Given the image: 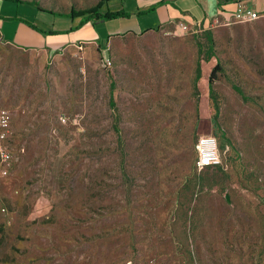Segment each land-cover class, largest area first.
<instances>
[{"label":"rangeland","instance_id":"1","mask_svg":"<svg viewBox=\"0 0 264 264\" xmlns=\"http://www.w3.org/2000/svg\"><path fill=\"white\" fill-rule=\"evenodd\" d=\"M20 1L0 0L1 16L42 30L76 26L71 9L125 3ZM219 16L106 45L0 36V150L10 155L0 156V264H264V13ZM201 134L216 137L222 162L198 172Z\"/></svg>","mask_w":264,"mask_h":264},{"label":"crops","instance_id":"2","mask_svg":"<svg viewBox=\"0 0 264 264\" xmlns=\"http://www.w3.org/2000/svg\"><path fill=\"white\" fill-rule=\"evenodd\" d=\"M123 1L125 2L124 7L112 10L123 9L124 11L129 12L130 15L126 17H118L112 20L98 21L94 26L87 24L73 32L64 33L63 31H66L67 29L57 30L61 31L59 34L48 33L49 30H55L54 28L48 30L41 29V31L44 32L34 29L31 26V24H34L27 20L24 16L5 17L6 19H4L0 14V36L6 42L19 45L21 47H45L47 49H56L67 46L76 41L93 42L95 40L102 43L104 42L103 44L106 45L109 39L121 35L124 32H136L152 29L159 25H166L177 17H180V20H183L181 17H184L186 20L187 18H190L197 24L203 20L205 14L209 13L212 15L219 14V17L227 19L232 16V13L237 8L238 3H223L219 6L218 0H175L174 2L161 4L158 3V0ZM240 2L246 7L259 12V14L264 13V0H241ZM133 6L134 8H132ZM142 6L145 7L143 8ZM149 9L152 10L148 12ZM141 11L146 12L144 14H137V12ZM144 15L149 17L141 23L140 17ZM108 24H111L110 29H108ZM189 25L186 26L188 27ZM96 26H106L107 29H104L107 32H105V34L96 33L93 29ZM3 27L8 28V39H4L2 36L1 29ZM36 28L38 29V27ZM88 28L89 30H86ZM107 51L108 49L104 47L101 52L108 54ZM209 61H212V59Z\"/></svg>","mask_w":264,"mask_h":264},{"label":"built area","instance_id":"3","mask_svg":"<svg viewBox=\"0 0 264 264\" xmlns=\"http://www.w3.org/2000/svg\"><path fill=\"white\" fill-rule=\"evenodd\" d=\"M232 17L238 20L252 21L258 17V13L243 5L241 2L237 3V8L233 11ZM178 27L182 31L188 30L186 24L180 22ZM102 60L104 64L109 67L112 64L111 58L105 52H102ZM9 123V116L5 111L0 112V126L6 127ZM193 151L195 158L193 161L194 169L198 172L204 170L207 167H217L221 165L220 151L218 148V142L216 137L212 135H199L193 143ZM0 156L2 161H8L10 155L6 149L0 150ZM5 173L6 171L3 170ZM154 264V263H148Z\"/></svg>","mask_w":264,"mask_h":264},{"label":"trees","instance_id":"4","mask_svg":"<svg viewBox=\"0 0 264 264\" xmlns=\"http://www.w3.org/2000/svg\"><path fill=\"white\" fill-rule=\"evenodd\" d=\"M17 1H20V0H17ZM171 1H173V0H158V3L161 4V3L171 2ZM240 1L241 0H218V4L220 6L223 3L240 2ZM28 3H35L37 5V2H33V1H29ZM101 4L102 3L99 2L97 5H95V6L91 7V8H88V9H83V10L75 11V10L71 9L70 13L68 15H66V16H70L72 18L78 17L79 18V22H78V24L76 26L70 27L69 29H67L66 31H63V32L64 33L65 32L66 33L73 32V31H76V30L84 27L87 24H91V25L94 26L96 24V22H98V21L112 20V19H116L118 17H123V16L126 17V16L130 15L129 12H126L123 9H119V10L106 9L104 12H100L99 8H100ZM37 7L41 11H47V12H53L54 13V11L43 9V8L39 7L38 5H37ZM151 10L152 9H149L148 12L151 11ZM145 12L146 11H141V12H137V14H139V13L140 14H144ZM59 14L61 15V13H59ZM31 26L34 29H36L38 31H41V29H39V28L37 29L34 25L31 24ZM41 32H44V31H41ZM48 33L49 34H59V33H61V31L49 30ZM213 56H214L213 53H209L205 57L204 61L208 62L210 60V58L213 57ZM199 68H200V63L198 61V63H197V77H199L198 76V73L200 72ZM217 69H219L218 63H216L212 67V69H211V71L209 73L208 80H207L209 92H212V90H213L212 84H213V81L215 80V76H216L215 72H216ZM112 86H113V84L111 83V90H112ZM233 88H234L235 91H237L239 94L242 95V93H241V91H240V89L238 87L234 86ZM109 102H110L111 105L113 104L112 96H110V101ZM192 149H193V147H192ZM194 158H195V156H194ZM207 168H209V167H207Z\"/></svg>","mask_w":264,"mask_h":264}]
</instances>
